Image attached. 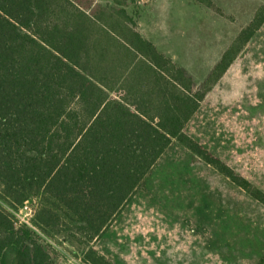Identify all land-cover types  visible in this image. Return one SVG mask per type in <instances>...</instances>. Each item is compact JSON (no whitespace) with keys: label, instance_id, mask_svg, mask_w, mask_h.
Listing matches in <instances>:
<instances>
[{"label":"trees","instance_id":"1","mask_svg":"<svg viewBox=\"0 0 264 264\" xmlns=\"http://www.w3.org/2000/svg\"><path fill=\"white\" fill-rule=\"evenodd\" d=\"M112 1L0 0V264H59L56 244L116 264L95 243L174 142L264 206L261 188L186 131L264 25V4L196 88ZM30 199L33 226L19 224L11 209Z\"/></svg>","mask_w":264,"mask_h":264},{"label":"rangeland","instance_id":"2","mask_svg":"<svg viewBox=\"0 0 264 264\" xmlns=\"http://www.w3.org/2000/svg\"><path fill=\"white\" fill-rule=\"evenodd\" d=\"M126 1L137 30L185 68L196 88L264 4ZM186 131L264 191V25ZM56 246L64 254L59 264H82L70 246ZM95 247L116 264H264V206L174 142Z\"/></svg>","mask_w":264,"mask_h":264},{"label":"built area","instance_id":"3","mask_svg":"<svg viewBox=\"0 0 264 264\" xmlns=\"http://www.w3.org/2000/svg\"><path fill=\"white\" fill-rule=\"evenodd\" d=\"M36 207L37 200L30 199L26 200L19 208L12 209L11 211L15 215L19 224H27L29 226H33L32 218L35 214Z\"/></svg>","mask_w":264,"mask_h":264}]
</instances>
